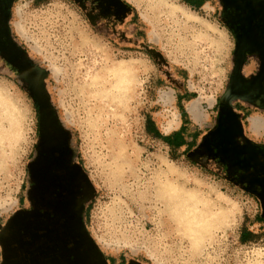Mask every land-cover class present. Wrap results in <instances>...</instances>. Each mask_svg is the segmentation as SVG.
<instances>
[{
  "label": "rangeland",
  "instance_id": "1",
  "mask_svg": "<svg viewBox=\"0 0 264 264\" xmlns=\"http://www.w3.org/2000/svg\"><path fill=\"white\" fill-rule=\"evenodd\" d=\"M125 1L131 8L125 20L108 25L89 22L73 0L13 4L10 27L27 65L20 72L0 56V264L9 229L26 222L43 123L67 134L83 165L92 191L82 226L103 257L114 264H264L259 201L216 164L188 153L213 127L234 65L222 8L217 0L197 9L183 0ZM119 60L131 64L134 76L118 108L108 99L98 102L82 81ZM251 115L264 120V111ZM147 118L162 135L184 123L189 146L170 148L147 132ZM255 133L264 139V126ZM117 146L137 155V179L119 181L110 173ZM165 181L167 199L159 192ZM182 194L202 198L204 211L219 215L210 239L193 242L173 206L172 195ZM241 230L255 240L241 242Z\"/></svg>",
  "mask_w": 264,
  "mask_h": 264
},
{
  "label": "flooded vegetation",
  "instance_id": "2",
  "mask_svg": "<svg viewBox=\"0 0 264 264\" xmlns=\"http://www.w3.org/2000/svg\"><path fill=\"white\" fill-rule=\"evenodd\" d=\"M14 2L0 0V56L22 72L27 59L10 27ZM73 2L85 9L93 24L120 23L131 9L125 0ZM217 3L234 39V65L216 121L199 148L200 161L216 164L226 180L260 200L264 139L255 133L260 129H251L249 119L254 111H264V0ZM66 135L40 125L26 222L9 229L5 264H114L84 233L83 215L92 187Z\"/></svg>",
  "mask_w": 264,
  "mask_h": 264
},
{
  "label": "bare ground",
  "instance_id": "3",
  "mask_svg": "<svg viewBox=\"0 0 264 264\" xmlns=\"http://www.w3.org/2000/svg\"><path fill=\"white\" fill-rule=\"evenodd\" d=\"M161 2H162V0H161ZM153 6H155V4ZM164 10L167 13H169V14H173V13L177 12V10L175 8H170V9L168 8L167 9V7H166ZM82 42H84V41L82 40ZM106 57L107 56H105V58H104L105 61L107 59ZM132 71L133 70H132L131 64H129L128 62L122 61V60L113 61L109 65V67L108 66H103L102 67V70L100 72H97V73L94 72V73L90 74L87 77V79H85V80L82 81V86L85 89H87V92H89V94H91L92 96H94V98L98 102L103 103L104 100L108 99V100H111V101L115 102V105L119 108V106L125 100V98L127 96V93L130 91V89H132L131 88V85H130V82L132 80V77L134 76V74H133ZM107 74H109L110 76L107 75ZM109 77H111V79H112L111 81H109ZM1 95L2 94H0V106L4 105V103H5V101L2 99V96ZM13 112H15V111H13ZM249 122H250V127H251L252 130H258V129L263 128V126H264V120H263V118L260 117V116H257V115L251 116L250 119H249ZM109 136H110V134H109ZM117 142H118V140H117ZM117 147H119V149H117V153H115V154H113L111 156V162H110V164H108L110 173L113 176L117 177L119 179V181L125 180L128 177H132V178L137 179L138 178V174H137V171H136L137 168L135 169V166L138 165V157H137V155L136 154H129V153H127L125 151V148L122 147V146H117ZM150 183L151 182L149 181L148 184H150ZM148 184H147V186L149 187ZM156 191H158V190H156ZM159 192L161 193V196L164 197L165 199H167L168 196L170 195V193H171V187L169 186V184L166 181H165L164 184H162L161 191L159 190ZM172 197L174 199V205L173 206H176V207H179L180 208L181 220L186 225H188L187 228L189 229V231H191V238L193 239V242L194 243L197 242V244H198V243L201 242V240L203 238L204 239L205 238L210 239L211 238V230H213V227H217V224L219 222V218H220L219 215L218 216L217 215H211L210 213L204 211L205 208H207L208 206L206 207V203L202 200V198H200V197H198L196 195H186V194H182V195L176 196V198H174L173 195H172ZM170 207H171V205H170ZM201 207H202V210H203L202 212H201ZM196 213H198V214H196Z\"/></svg>",
  "mask_w": 264,
  "mask_h": 264
},
{
  "label": "trees",
  "instance_id": "4",
  "mask_svg": "<svg viewBox=\"0 0 264 264\" xmlns=\"http://www.w3.org/2000/svg\"><path fill=\"white\" fill-rule=\"evenodd\" d=\"M183 1L185 4L195 9L200 8L204 3V0H183ZM181 112L184 116L185 113L182 107H181ZM146 129L148 133H150L156 138L161 139L167 146H169L172 149H178L182 146H187V147L189 146L186 141L185 134H184V131H185L184 123L180 126L178 130L173 131L172 133L168 135H162L158 131L156 126L154 125L153 121L150 118H147L146 119ZM208 131L209 130H207V132L202 137L199 143H197L195 146H193L191 149L188 150V153H190V156L191 157L194 156L196 161H200L199 148L203 140L205 139ZM239 238L241 242H249V241L255 240V235L248 230H241Z\"/></svg>",
  "mask_w": 264,
  "mask_h": 264
},
{
  "label": "crops",
  "instance_id": "5",
  "mask_svg": "<svg viewBox=\"0 0 264 264\" xmlns=\"http://www.w3.org/2000/svg\"><path fill=\"white\" fill-rule=\"evenodd\" d=\"M258 201H259V204H260V207H261V211L259 213V217L261 218L262 221H264V198H261Z\"/></svg>",
  "mask_w": 264,
  "mask_h": 264
}]
</instances>
